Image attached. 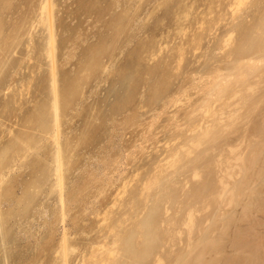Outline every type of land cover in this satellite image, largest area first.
<instances>
[{
	"label": "rangeland",
	"instance_id": "1",
	"mask_svg": "<svg viewBox=\"0 0 264 264\" xmlns=\"http://www.w3.org/2000/svg\"><path fill=\"white\" fill-rule=\"evenodd\" d=\"M243 1L0 0V264H62L63 244L68 264L88 262L94 250L99 254L100 246L119 233L129 239L136 222L155 205L156 234L168 224L172 237L182 235L187 230L182 223L194 206L196 228L204 224L197 231L202 233L210 221L206 232L199 235L195 229L194 235L215 232L214 208L202 213L205 207L189 197L215 186L214 160L225 159L230 153L226 144L236 143L243 124L250 131L249 123L264 107V44L257 47L264 0ZM259 72L261 78H254ZM53 80L59 94L63 204L53 178ZM240 91L254 97L246 99ZM260 99L257 114H245ZM229 116L241 117L234 119L240 122L237 128ZM218 124L225 136L216 135L215 144L199 145L194 153L187 150L204 130L215 125L218 130ZM175 154L187 158L177 163ZM195 167H206L203 176L195 177ZM157 174L164 179H156ZM151 183L156 186L148 191ZM144 190L148 197L141 195ZM108 225L116 231L110 233ZM173 225L178 226L173 230ZM187 233L173 242L164 236L144 264H152L157 253L164 263L175 264V255L186 253ZM193 255L187 259L191 263Z\"/></svg>",
	"mask_w": 264,
	"mask_h": 264
},
{
	"label": "bare ground",
	"instance_id": "2",
	"mask_svg": "<svg viewBox=\"0 0 264 264\" xmlns=\"http://www.w3.org/2000/svg\"><path fill=\"white\" fill-rule=\"evenodd\" d=\"M239 2L241 4L242 3L244 4L243 0H239ZM48 20H49V18H48ZM260 23H261V21H260ZM49 28H51V26ZM258 30H260L261 33H259L260 36L257 33L258 34L257 37H260V40H258V41H260L261 43L257 44V47L261 48L263 46V44H264V31L261 29V27ZM49 31L51 32L52 30L50 29ZM254 31H255V29H254ZM252 34L256 35V33H253V32H252ZM49 37H50V45H51L53 38H52V36H49ZM252 45H253V43H252ZM247 46H251V45L248 44ZM3 47H5V43H2V48ZM2 48H1V50H3ZM241 49H243V47H241ZM247 51H249V50H247ZM262 51L263 50H261V52L257 51L258 52L257 53L258 56H259V53L261 55ZM238 53H239V51H238ZM248 53H250V52H248ZM251 54H252V52H251ZM49 56L53 57L51 49H49ZM248 56L249 55H246V57H248ZM254 57H255V55H254ZM245 73H247V72H245ZM259 74H260V72L258 73V77H254V78H261L260 77L261 74L260 75ZM252 76H254V75H252ZM255 76H256V74H255ZM263 77H264V74H263ZM263 77H262V79H264ZM262 81L260 80L258 82L261 83ZM259 83H256V86L257 85L259 86L260 85ZM262 84L264 85V82ZM235 86L238 87L237 85H235ZM246 87H248V86L246 85L245 87H242L241 89L243 90V88H246ZM249 88L253 89L255 87H253V86L250 87L249 86ZM249 88H247V89L249 90ZM217 89H219V88H217ZM228 90H233V92H235L237 94V92L234 91L233 88L232 89L229 88ZM253 90H252V92H253ZM255 90H258L257 92H255L256 94L259 93V89H255ZM52 92H53V99H52V103H51V107H50V123L55 129V131L53 130L54 131V138H55L54 142H56L55 144L57 145L56 146L57 147V151L55 152L56 155H53V156H55L54 157V162H55V166H56V167H54L55 176H53V178L55 177V179H56V181H54V183H55L54 187L56 186V189H59V192H60L59 194H60V196H62L61 195L62 192H63V177H62L63 171H62V167H63V160L64 159L62 158V156H63L62 151L63 150H61V148L59 147V144L57 142L58 133H59V130H58V122H59V103H58V101H59V94H58V91H57V88H56L55 80H53ZM244 92L246 94V91H242L241 95ZM249 92H247L246 95L244 94L246 99L247 98L251 99V97H254V96L247 97V95H250V94H248ZM255 93L253 92L251 95H254ZM232 95L234 96V93ZM233 96H232V98H233ZM237 96H239V95H237ZM242 96L240 98H243ZM258 96H260V94ZM258 96H256V97H258ZM245 97L242 99L243 101H245ZM242 100H240L241 104H246L247 103V102L246 103L243 102ZM262 100L263 99H260L261 102L257 101V103H253L251 106H249V109L248 110L246 109L247 112L244 111L245 110L244 106H246L247 104L242 106V107L240 106V107L244 108L243 112H245V114H248V111H249V113L254 111L252 113L255 114L256 113L255 110H257L259 108V106L262 105L261 104ZM253 101H254V99H253ZM235 104L237 105V102ZM238 105H240V104L238 103ZM224 106L225 105L222 106V108H221L222 110H223V108L225 109ZM226 106H227V103H226ZM247 107H248V105H247ZM240 110L242 111V109H239L238 111H240ZM245 114H244V116H246ZM254 114H252V115H254ZM248 115L245 117V120L247 119V121H248V119L251 120V118H247ZM230 116H232V115L230 114ZM230 116H229V118H231ZM242 116H243V114H242ZM236 117H234V119H236ZM240 118L236 119V121L237 120L242 121ZM231 119H233V118H231ZM234 119H233V121H234ZM236 121L233 122L234 123L233 124L234 126L232 127L233 129H234V127L237 128L236 124H240L239 121H238L239 123L238 122L236 123ZM242 123H244V122H242ZM250 124L252 125L251 126L252 129H250V131L245 129L248 124H245V127H244V124H243V128L244 129L243 130H242V128H241V130L239 129L241 132L235 128L241 134L238 132L240 134V136H238L239 134L236 135V136L239 137V138L236 137L237 140H236V138H233V140L234 139L236 140V141H234L236 143H233L235 145L237 144L236 146L232 144V141H230L231 143L226 144L229 147V149H227L226 151H228V150L230 151V153L228 151L229 154L226 157H225V154H227V152L225 153V151H222L223 153L222 152L220 153L221 155L219 157H221V158L225 157L224 160H221V161L218 160V162H217V160H214V158H212L214 161H216V162H213V160L211 159L212 161H210V162H213V164H214V165H212V166H214V167H212V168H214L213 171L214 170L216 171V180H215L216 182L214 183L215 186H213V183H212V186H213L212 188H208L207 187L208 189H206V186H204L203 187L204 189L200 193L197 192L194 195H192L193 194L192 193L191 196L189 197L191 199V201L189 200V202H192L194 200V202H197L200 206H202V208L203 207L208 208V210H206L204 208L203 209L204 211H201L200 210L201 208H199V205H197L196 206L197 207L196 208L197 212H199V210H200V212H202V213L204 212L205 213V211L209 212L211 207L214 208L213 215H215V218L213 220L214 222H212V223H213V225L215 227L214 228L215 232L218 231V233L216 232L217 234H215L214 231H213L214 233L208 232L206 234V237L205 236L204 237H199L200 234H203V232H206L204 229L207 228V226L209 225L210 221H209V223H206L207 226L204 229H202L204 227V224H202L203 227L199 225L198 226L199 228H196V222L194 221V219H197V218H195L196 216L193 217V209H192L195 206L192 205L194 207L188 209L189 214L187 215L188 211L186 213L187 218L183 221V223H182V220H181L182 225H184V227L187 228L186 231L188 232L186 234V236H188L187 237L188 238L187 242L185 240L186 246H187V250H186V253H181V254L177 253L175 255V256H177L176 259H175V262H174L175 264H187V262L192 259V258H189V257L192 256V254H194L193 255L194 256V260H192L193 261L192 263L190 261V264H264V107L259 109L257 116H255L254 119L249 123V126H250ZM218 126H221V127H218V130H217V125H215V127H212V129L215 128L216 131H213L212 129H209V130H204L203 133L200 134V135L198 134L199 137L196 138L197 140L194 139L193 142H192L193 143L192 148L188 147L187 150L190 149V151L194 153L195 152L194 148H196L197 146H198L197 148H199V145H202V147H203L204 143H212L211 141L214 142V139L216 138V135L222 134L223 136H225L224 134H226V133H224L225 130L223 131L222 125L218 124ZM224 126H223V128H224ZM230 126H232V124ZM48 127H47V129H48ZM238 127H242V126L239 125ZM225 128H226V126H225ZM248 128H250V127H248ZM228 140H230V139H228ZM225 141H226V139H225ZM216 142H214V144ZM243 144L245 145V149H243L244 148ZM26 146H27V144H26ZM30 146H29V148H30ZM242 146H243V148H242ZM197 148H196V150H197ZM240 149L241 150H245V152H247L248 156L244 157L245 152H242V153L239 152ZM214 150H213V152H214ZM220 150H218V153H219ZM187 152H189V151H187ZM179 153H182V152H179ZM193 153H191V154H193ZM22 154H23V152H22ZM184 154H186V152ZM215 154H217V153H215ZM222 154H224V155H222ZM180 155L177 154V157H176V154H175L176 158L173 157V158H175V162L178 160L179 163H181L180 162L181 159L184 158L185 156L180 157ZM186 155H188V154H186ZM203 155H204V157L206 156L205 154H203ZM203 155H202V157H203ZM213 156H215V155H213ZM219 157H216V158H219ZM186 158L187 157H185L184 159H186ZM193 159H196V158H193ZM178 161H177V163H178ZM194 164L196 165L197 163L195 162ZM206 167L208 168V165ZM206 167H203V168H206ZM203 168H200L198 170V168L195 167V169H196L195 171L193 169L195 177L203 176V174H204ZM209 168H211V166ZM209 171H210V169H208L207 172H209ZM160 174H163V173H160ZM154 177H156V176H154ZM160 177L161 176L158 175V177L156 179H160ZM192 178H193V175H192ZM156 179L154 178V180H156ZM162 179H164V178H162ZM154 180H152V181H154ZM146 183H148V182H146ZM202 184L205 185L204 182ZM153 185H154L153 183L147 185L149 190L147 188H145V186H144V189H146V191L147 190L151 191V189H153L152 188ZM154 186H156V185H154ZM54 187H53V190H54ZM197 187H199V186H197ZM165 190L169 191V188L168 189L165 188ZM196 190H195V192H196ZM153 191L156 192V190H152V192ZM166 191L164 193H166ZM172 191H173V189H172ZM144 192H145V190L141 194L142 196H143ZM150 193L151 192H149V194ZM30 195H32V194H30ZM147 195L148 194H146V196L144 195L143 197H148L149 195L148 196ZM160 195H162V192L160 193ZM169 195L167 197H169ZM159 196H157V197L159 198ZM156 198H154V201L160 202L161 199L158 201V199H156ZM160 198H161V196H160ZM176 198H177V196H176ZM185 198H186V196H185ZM147 199H146V201H148ZM170 199H171V197H170ZM187 199H188V197H187ZM179 200L182 201V199H179ZM62 201H63V196H62V199H61L60 203H62ZM166 201H164V202H166ZM189 202H187V203H189ZM154 203H156V202H154ZM182 203H183V201L181 202V204ZM133 204L134 203H132V206H133ZM174 204L175 203L173 202V205ZM168 205H169V203H168ZM168 205L166 204L165 206H168ZM170 205H171V203H170ZM187 205H189V204H186V206ZM155 206H152V209L151 208L150 209L147 208L148 212L146 214V219H142V220L136 222L137 224L134 222L136 224V226L133 224L135 226L134 230H132L127 235V236L130 235L129 239H127L126 237L124 239H122V237H124V236H122V234L119 233V235L116 237V239H114L112 242H109L108 245H105V243L103 244V241H102L103 245L100 246V247H103V248L98 250L101 254L100 253H99L100 255L97 254L98 253L97 251H96V254H95L94 253L95 250H94V252L91 255V257L89 256L90 257L89 260L87 258V261L89 263L91 261V264H144L152 256V253H151L152 250L151 249L154 246H156V243L160 242V239H161V241L165 240V239H162L164 236L166 237V239H169L170 242H173L175 240L176 236H177V239H178L179 238L178 236L181 235V233L176 234V232H175V235H174L173 234L174 232H173L172 234L174 236L172 237V235L170 234V230H168V229H170L169 228L170 226L168 224L166 226L167 230H165V232L162 231L163 229L160 226L161 230L160 229L159 230L162 231V234H159L158 233L159 231H157V234L155 233V231H152V230H156V228H155V226H156L155 225L156 218L155 217H156V213H157L156 211L159 210V208H157L158 205H157V207H155ZM176 206H177V204H176ZM181 207L183 208V204H182ZM131 208H135V207H131ZM174 208H175V206H174ZM198 208H199V210H198ZM166 209L168 211V208H166ZM175 209H174L175 210L174 213H176V211H177V208H175ZM178 209H180V207ZM196 211H195V214L197 213ZM0 212H1V210H0ZM133 212L135 213L136 211H134V209H131V214ZM211 212H212V210H210V213ZM199 213H197V215ZM186 215H185V217H186ZM213 215H212V217H213ZM211 218H209V219H211ZM1 219H2V216H0V221H1ZM133 220H136V219H133ZM206 220L208 221L207 218H206ZM118 222L120 223V220ZM161 222H163V221H161ZM198 223H200V222H198ZM108 224H110V223H108ZM116 224H118V223H116ZM116 224L114 226L118 228V225L116 226ZM175 224H176V222H175ZM179 224H180V222H179ZM114 226L113 227L109 226V225L107 226V227H112V229H110V233L116 231V229H113ZM176 226H178V225H176ZM176 226L173 225L172 228L176 227ZM158 227H159V225H158ZM179 227H181V225ZM200 227H202L201 228L202 229L201 230L202 233L200 231H197V229L199 230ZM174 229L175 228H173V230ZM183 229L184 228H182V230ZM195 229H196L197 233L199 232V235L197 237L194 235L196 233ZM111 230H113V231H111ZM178 230H177V232H178ZM9 231H10V229H9ZM108 231H109V229H108ZM108 231H107V234H109ZM185 232L182 233V235L185 234ZM192 234H193V236H192ZM169 236H171V237L169 238ZM1 241H2V239H1ZM3 243L4 242H2V245H3ZM200 245H202V247H201L202 249L199 248ZM169 246H168V248H171V245H169ZM157 248L158 247H156V249ZM159 248H161V247L159 246ZM163 249H164V247H163ZM163 249L160 252H162ZM196 250L197 251L199 250L198 253L196 252ZM65 252H66V247L63 244L61 246L60 252H59L61 254L60 256H62L61 257L62 258V264H68V262L66 260V253ZM125 252L126 253L128 252L127 253L128 256H126ZM164 253L165 252H163L162 254H164ZM170 254H172V253H170ZM170 256L172 257V255H169V257ZM95 258H96V260H94ZM188 258L190 260H187ZM88 262H86L84 259H82V264H87ZM164 262H165L164 258L159 253H157L156 257L154 258V261L152 262V264H166Z\"/></svg>",
	"mask_w": 264,
	"mask_h": 264
}]
</instances>
